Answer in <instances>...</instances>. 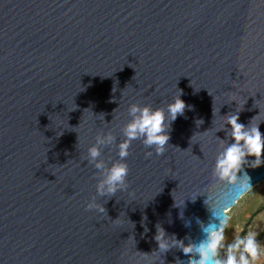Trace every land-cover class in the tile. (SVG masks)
I'll return each instance as SVG.
<instances>
[{
    "label": "water",
    "instance_id": "obj_1",
    "mask_svg": "<svg viewBox=\"0 0 264 264\" xmlns=\"http://www.w3.org/2000/svg\"><path fill=\"white\" fill-rule=\"evenodd\" d=\"M178 91L193 107L165 153L147 157L154 149L134 140L128 191L97 195L95 137L118 143L132 103L162 107ZM233 98L245 101L240 123L260 110L254 123L264 120V0H0V264H153L157 224L199 242L207 198L186 200L184 220L173 205L216 183V130L240 107ZM230 127L217 133L229 143ZM244 170L253 187L264 180V164ZM93 198L104 214L86 208ZM177 258L173 248L156 264Z\"/></svg>",
    "mask_w": 264,
    "mask_h": 264
},
{
    "label": "clouds",
    "instance_id": "obj_2",
    "mask_svg": "<svg viewBox=\"0 0 264 264\" xmlns=\"http://www.w3.org/2000/svg\"><path fill=\"white\" fill-rule=\"evenodd\" d=\"M182 93L177 92L170 102L162 107H153L150 104L141 106L132 103L128 108V115L131 119L122 127L123 139L117 143V137L111 131L98 134L95 143L88 147L86 161L92 164L97 170L98 182L96 193L100 197L114 196L118 191H128L127 180L129 166L126 158L129 156V149L134 140H141L143 145L149 150L145 153L147 157L154 154L163 155L168 147L172 125L178 116H183L186 107L191 110L193 106L186 105L182 100ZM238 101L240 107L235 114L221 116L220 127L216 130V137L220 142L222 150L215 158V165L212 170V177L216 181L203 193L194 192L188 198L177 200L175 197L174 207L180 208L179 218L184 220L185 201L196 202L198 197H206L205 204L209 206L212 220L205 223L196 218V223L200 226L203 238L199 242L185 244L184 241L176 238L175 235H168L165 229L159 224L156 225V235L154 237L158 244V251L152 255L157 258L153 260L156 264L163 253L173 248L180 250L185 258L181 261L177 258V264H264V245L257 238V233L249 232L236 236L231 242L226 241V228L230 219V207H221L233 192L247 195L252 191L251 177L244 170L245 166L251 168L260 167L264 164V133L260 131L259 124L254 123L261 117V110L258 116L254 117L248 125L239 122V112L243 108V103ZM231 100V101H232ZM216 116V115H215ZM216 120V119H215ZM198 120L197 124H202ZM230 125L227 136L232 141L229 143L225 139H220L217 135L225 130V125ZM194 138V137H193ZM115 145L118 149L117 159H102V148ZM255 157L254 160L247 159ZM242 173V174H241ZM223 186V187H221ZM134 196V192H129ZM88 210L95 209L98 213L104 214L105 208L98 203L95 198L86 205ZM146 219V217H145ZM185 227H191V221L185 220ZM147 231V228H145ZM146 255V254H145ZM163 264V261H160Z\"/></svg>",
    "mask_w": 264,
    "mask_h": 264
},
{
    "label": "rangeland",
    "instance_id": "obj_3",
    "mask_svg": "<svg viewBox=\"0 0 264 264\" xmlns=\"http://www.w3.org/2000/svg\"><path fill=\"white\" fill-rule=\"evenodd\" d=\"M249 232L257 233L258 240L264 245V180L231 208L226 241L231 242L236 236Z\"/></svg>",
    "mask_w": 264,
    "mask_h": 264
}]
</instances>
